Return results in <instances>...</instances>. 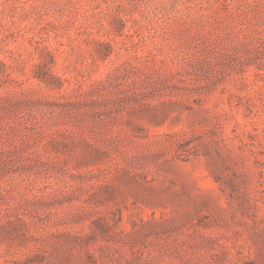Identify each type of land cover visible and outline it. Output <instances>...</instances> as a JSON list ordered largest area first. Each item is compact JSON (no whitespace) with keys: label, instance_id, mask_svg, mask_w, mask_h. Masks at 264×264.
<instances>
[{"label":"rangeland","instance_id":"374dc122","mask_svg":"<svg viewBox=\"0 0 264 264\" xmlns=\"http://www.w3.org/2000/svg\"><path fill=\"white\" fill-rule=\"evenodd\" d=\"M0 264H264V0H0Z\"/></svg>","mask_w":264,"mask_h":264}]
</instances>
